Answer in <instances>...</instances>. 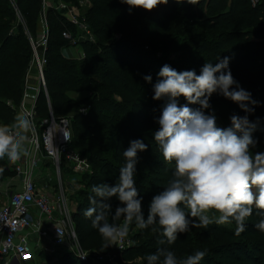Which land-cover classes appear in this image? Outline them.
<instances>
[{
    "label": "trees",
    "instance_id": "16d2710c",
    "mask_svg": "<svg viewBox=\"0 0 264 264\" xmlns=\"http://www.w3.org/2000/svg\"><path fill=\"white\" fill-rule=\"evenodd\" d=\"M91 1L94 6L88 13L87 22L97 42L94 45L81 46L85 58L78 62L68 60L61 54L62 49L68 45L62 38V32L65 27L70 30L71 27L59 14L53 10L49 11L51 24L55 23V28H50L47 65L44 69L49 103L45 96L40 94L35 112L38 124L47 119L50 113L56 118L67 116L78 109L76 103L67 97L68 91H90L92 94L86 100L90 113L99 111L102 116L107 114L106 118L111 117L110 120L105 119L103 122L117 123L112 142L108 146L111 152L109 159H99L95 155L87 158L92 170L96 168V171L91 176L81 177L86 191L82 192L77 209L72 213L74 230L81 250L86 253L91 251L102 253L108 241L102 239L97 229L92 227L91 219L86 218L83 212L93 206L89 200V197L94 195L93 185L101 183L112 185L117 182L119 169L125 164L122 153L128 148L129 142L141 139L148 145L146 151L138 153L134 177L139 195L143 198L142 209L145 218L150 201L153 196L164 190L175 168L174 162L164 161L161 150L153 138V132L159 127L155 121L161 114L157 111V104H164L165 101L153 99V85L159 78L160 69L156 61L146 66V53L139 41H142L148 32L168 34L175 19L182 20L184 17L183 35L192 41V44L190 41L186 43L187 47L191 44L189 50L192 53L181 56L179 63L182 66L190 65V68L186 69L192 68L199 74L205 62L215 64L219 58H230L229 68L233 78L243 89L251 93L252 99L260 102L259 106H254L255 111L249 115V119L256 121L257 117L260 118L256 130L252 133L253 139L258 142L252 151L264 152V0H259L255 7L250 0H197V3L189 6L190 10L187 11L183 10L181 0H169L166 5L162 4L163 10L154 11L147 20L145 19L147 11L134 8L130 12L129 6L120 3L119 0ZM19 2L21 5L26 4V22L35 33L41 0ZM112 19L116 22L109 28L108 21ZM92 20H96L102 26L95 27ZM13 24L14 15L8 1L0 0V125H10L14 122L15 109L22 102L23 83L31 58V48L26 36ZM113 35H121V39L102 43L98 38L101 36L110 39ZM145 75H151V83L143 79ZM99 87L104 90L96 95L95 91ZM106 91H110L109 94L105 93ZM114 96L122 98V102L114 101ZM178 103L184 105L187 101L181 96ZM210 104L211 108L204 111L208 114L214 110L217 124L222 128L230 126V116L233 113L246 115L236 103L218 94L211 96ZM189 107L195 109L200 106L194 104ZM119 112L121 114H118ZM91 117L73 115L72 145L75 144V135L79 133L86 140L101 139ZM87 147L83 145L80 152L84 158L89 153L85 150ZM0 168L4 169L2 172L4 175H12L6 167L5 158L0 160ZM109 203L112 210L108 220L110 223L118 224L123 217L114 220L113 214L119 202L113 197ZM257 213L258 210L254 208L252 216L245 221V231L239 235L235 231V222L230 224L231 229L213 224L207 228H200L202 248L205 249L206 255L199 264H264V233L254 227L260 219ZM153 227L156 231L152 230ZM144 230L143 234L133 238L145 242L131 248V257L138 256L146 260L148 254L155 253L160 247H166L176 255L187 242V234L183 233L178 235L173 244L161 245L158 241L164 237L158 224ZM146 238L148 239L145 240ZM245 238H252L253 242L248 244L240 240ZM124 253L125 251L121 255ZM47 260V264H92V260L81 262L75 255L66 251L48 256Z\"/></svg>",
    "mask_w": 264,
    "mask_h": 264
},
{
    "label": "clouds",
    "instance_id": "9594fccd",
    "mask_svg": "<svg viewBox=\"0 0 264 264\" xmlns=\"http://www.w3.org/2000/svg\"><path fill=\"white\" fill-rule=\"evenodd\" d=\"M119 2L127 4L130 12L134 8L151 12L169 0ZM188 3L196 4L197 0H188ZM229 62V57L219 58L215 64L205 62L199 74L195 70L178 72L168 64L160 69L153 85V99L165 103L156 118L159 127L153 132V138L164 161L174 162L175 168L164 190L150 201L145 218L143 198L134 177L138 153L146 151L148 145L141 139L129 142L122 153L125 164L119 169L117 182L93 185L94 195L89 197L93 206L83 212L102 239L110 242L107 247L122 241L133 222L140 229L158 224L164 237L158 241L161 245L173 244L179 234L191 228H207L213 223L235 222L239 235L245 231V221L252 216L254 208L260 217L254 227L264 233V152L252 151L258 143L252 133L260 118L249 119L255 111L254 106H259L260 102L252 99L251 93L233 78ZM143 79L152 82L151 75ZM213 94L236 103L246 115L233 113L229 127L218 126L214 110L208 114L204 111L211 108ZM181 96L187 101L184 105L178 103ZM194 104L200 107H189ZM35 132L32 120L25 114H18L11 125H0V160L7 157L14 165L22 158H29L32 153L26 144L30 141L29 134L35 136ZM64 139L70 141L65 132ZM3 171L0 168V173ZM113 197L119 202L113 219L123 217L122 225L108 220L112 210L109 201ZM209 212L219 215L210 217ZM205 255L203 251H196L178 260L173 251L160 247L148 254L146 261L147 264H199Z\"/></svg>",
    "mask_w": 264,
    "mask_h": 264
},
{
    "label": "built area",
    "instance_id": "2783aa9c",
    "mask_svg": "<svg viewBox=\"0 0 264 264\" xmlns=\"http://www.w3.org/2000/svg\"><path fill=\"white\" fill-rule=\"evenodd\" d=\"M83 6L88 0H76ZM259 0H250L253 7ZM43 12L39 24V34L32 45L33 55L25 77L22 102L17 108L18 114H25L35 126V136L29 134L30 141L26 144L32 155L22 158L16 164H10L5 157L8 170L17 176L14 188L4 194L6 203L0 205V264H26L35 250L54 256L60 251L75 255L79 261L91 260L88 253L83 252L78 245L77 235L74 230L72 213L63 195L60 186L58 196H48L43 193L48 185L39 189V184L46 180V176L39 172L41 160L51 162L56 170L58 180L66 174L76 176H91L93 170L87 159L75 151L72 145L73 116L67 115L49 117L36 123L35 107L40 94L32 98L31 106L26 105L29 90V81L36 82L42 87L44 96L49 103L44 69L47 65V46L50 39V28L46 17L48 10H53L65 19L72 31L62 32V38L71 47H81L84 44H96L87 20L81 17L77 7H72L61 0H42ZM264 44V41H263ZM85 58L82 53L81 60ZM64 132L69 135L70 141L64 139ZM38 170L35 177L34 172ZM21 176V178H19ZM50 181V179H49ZM11 183V182H10ZM4 182L0 181V197ZM129 246V241L124 238L115 246V253L121 254ZM85 255V257H81ZM102 258L95 260L96 263Z\"/></svg>",
    "mask_w": 264,
    "mask_h": 264
},
{
    "label": "rangeland",
    "instance_id": "374dc122",
    "mask_svg": "<svg viewBox=\"0 0 264 264\" xmlns=\"http://www.w3.org/2000/svg\"><path fill=\"white\" fill-rule=\"evenodd\" d=\"M9 3V8L11 9V11L13 12L14 15V26H18L21 31L23 32V34L26 36L27 41L30 45L31 48V58H32V45L34 44L33 42L36 40L37 35L39 34V24H40V19H41V14L43 12V3L41 0V10L39 15L37 16L36 19V26H37V33L35 30V33H33L31 31V26H29V24H27L26 19H27V15H26V4L21 5L19 0H7ZM66 4L72 6V7H77V9L79 10V13L81 15V17H84L86 20H88V13L90 12V10L93 8V2L91 0H88L87 3H85L83 6H81L80 4L77 3L76 0H67ZM181 6L183 7V10H190V8H188L189 6H192L191 3H188V0H181ZM160 11L163 10V6L160 5L158 8H156L155 10L149 12L147 11V15L145 16V19L147 20L148 17L154 12V11ZM179 9H177L178 12ZM193 10V9H192ZM49 11L46 12V17H47V21L49 24V28L54 27L55 28V23L51 24L50 19H49ZM204 12H203V16H204ZM180 19H175L172 28L170 30V32L168 34H164V35H159L156 33H152V32H148L146 37L142 40L139 41V43L143 44L144 46V52L145 54V62H146V66L150 63V62H157V66L159 69L162 68L163 65L168 64L170 65L172 68L176 69L178 72L179 71H185L187 70L186 68H190V65L187 66H182L179 63V58L181 56H183L184 54H189L192 53L191 50H189V47L192 44V41H190L189 39L185 38L183 35V31H184V27H182L183 25V20L185 19L184 17ZM106 20V19H105ZM93 25H95V27H101L102 25L97 23L96 20H92ZM115 20H110L108 21V27H112L115 24ZM120 23V22H119ZM66 30V27H65ZM69 31H72L70 29H68ZM99 40L102 43H108L109 41H118L121 39V35H113L110 39L108 38H103L101 36H98ZM103 38V39H102ZM190 41L187 47L186 43ZM97 42V41H96ZM194 44V43H193ZM48 48V46H47ZM191 48V47H190ZM83 51V48H81ZM78 51V50H77ZM84 52V51H83ZM64 56L67 57L68 59H72V58H77V52L73 51V50H67L64 52ZM30 58V60H31ZM78 61H82L81 59ZM77 61V62H78ZM179 63V64H178ZM29 66V65H28ZM183 67V68H181ZM28 70V69H27ZM191 70H194L191 68ZM27 73V72H26ZM26 77V76H25ZM45 78V75H44ZM46 80V79H45ZM46 83V81H45ZM29 85L34 86V90L36 91H40V94L44 95L43 92V88L42 87H37L36 86V82H30L29 81ZM24 86H25V79H24V83H23V90H24ZM125 86H129V85H125ZM29 87V89H30ZM104 90V88L99 87L95 92L96 95H98V93L102 92ZM110 91H106L105 93L109 94ZM31 89L28 91V95H31ZM39 94V95H40ZM92 93H90V91H80V92H70L68 91L67 93V97L71 100H73L78 109L75 111H72L69 113V115H74V114H81L83 116H92L91 120H92V124H94V126L96 127L101 139L98 140H86L85 137H83L80 133L78 135H75V144H73V148L75 149L76 152H78L80 154V152L82 151V146H88L85 150H87L89 153L87 155V157H85L86 159L91 157L92 155H95V157H98L99 159H109L110 157V150H108V146L110 145V143L112 142V138L115 132V129L117 127V123L115 122H103V120L105 121V119L108 121L110 120V116H108L106 118L105 116H102L101 113H99V111L94 112V114L90 113L89 107H88V102L86 101L89 96ZM125 95H127L125 93ZM128 96V95H127ZM114 101L121 103L122 102V98H120L119 96H114ZM130 99H134L132 97H130ZM180 105H183L182 103H179ZM163 106V103H158L157 104V111L159 113H161V110ZM159 108V110H158ZM101 110V109H100ZM103 112V110H101ZM118 114H121V112H119ZM18 115V111L17 108L15 109V113H14V119L15 117ZM37 123V121H36ZM12 124V123H11ZM10 124V125H11ZM40 124V123H39ZM37 123V125H39ZM93 145H95L96 147H93ZM92 146V148H91ZM90 148V149H89ZM45 163L42 167V173L47 177L45 181H43L41 184H39V189L43 190V188H45V186H52V196H58L59 192H60V186L59 183L61 184V187L63 189V195L65 197L66 203L69 206L71 212H75L77 209V205L80 202L81 198H82V192L86 191L85 188V183L82 180V178L80 176H76V175H71V174H65L63 172V176L60 179V181L58 180V176L56 174V170L53 166V164L51 162H48L47 160H44ZM96 171L93 170V173ZM92 173V174H93ZM12 175H4L3 173H0V181L3 180L4 178H11ZM50 179V181H49ZM44 193H47V188L44 189L43 191ZM208 215L211 216H218L219 213H215V212H209ZM124 223V218L118 223L120 225H122ZM213 225H217L215 223H213ZM218 227L221 228H226V229H231L230 224H225V225H217ZM143 232H145L144 229H140L136 226L135 222H133L130 227H129V233L128 235L125 237L128 241H129V246L125 249V253L124 254H118L117 252L115 253V258L113 259V253L115 252V246L116 245H110V246H106L108 245L110 242L108 241L104 247V252H98V251H91L88 253V258L92 260V264H98L95 262V260H98L99 258H102V261H99L100 264L102 263H106V264H147V261L145 259H142L138 256H134L131 257V248L138 245V244H142L145 241L144 240H133L134 237L136 236H140L141 234H143ZM187 234V242L182 246V248L180 249L181 251H178L176 254V257L178 260H183L185 259L187 256L189 255H194L196 251H204L205 249L202 248V244H203V240L201 239V231L200 228H191L190 231L186 232ZM148 238H146L145 240H147ZM242 242H246L248 244L253 242L252 238H245V239H240ZM246 240V241H245ZM124 252V251H123ZM118 256H120L118 258ZM47 254L43 253L41 251H38V249L34 252V254L30 257V259L27 261L26 264H47L48 260H47ZM119 259V260H118ZM221 264V263H219Z\"/></svg>",
    "mask_w": 264,
    "mask_h": 264
},
{
    "label": "crops",
    "instance_id": "0c3cea01",
    "mask_svg": "<svg viewBox=\"0 0 264 264\" xmlns=\"http://www.w3.org/2000/svg\"><path fill=\"white\" fill-rule=\"evenodd\" d=\"M67 50H73V51H76L77 52V58H72V59H68L67 57H65L64 56V52L65 51H67ZM78 50V51H77ZM82 53H83V51H82V49H81V47H71V46H65L63 49H62V51H61V54H62V56L64 57V58H66V59H68V60H73V61H78V60H80L81 59V56H82ZM32 81V80H31ZM32 82H34V81H32ZM34 86H31L30 87V89H31V92H32V94L31 95H28L27 94V101H26V105H28V106H31V102H32V98L34 97V95L36 94V90H34V88H33ZM29 89V90H30ZM28 90V91H29ZM44 163H45V161H44V159H42L41 160V165H40V169H39V172H42V167H43V165H44ZM11 172V171H10ZM12 173V176H11V178H4L2 181L4 182V185H3V189H2V195H1V197H0V205H4L5 203H6V197L4 196V194L5 193H7L8 191H11V189L12 188H14V179H16L17 178V176H15L14 175V173L13 172H11ZM38 175V170L36 171V172H34V175H35V177ZM19 178H21V176L19 177ZM12 180L13 179V181H8V180ZM51 189H52V186H48V188H47V193H45V194H47L48 196H51L52 195V191H51ZM44 193V192H43ZM36 251V250H35ZM39 251V250H38Z\"/></svg>",
    "mask_w": 264,
    "mask_h": 264
}]
</instances>
